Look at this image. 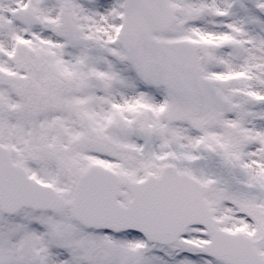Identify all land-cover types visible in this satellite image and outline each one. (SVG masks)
Listing matches in <instances>:
<instances>
[{
  "label": "snow or ice",
  "instance_id": "snow-or-ice-1",
  "mask_svg": "<svg viewBox=\"0 0 264 264\" xmlns=\"http://www.w3.org/2000/svg\"><path fill=\"white\" fill-rule=\"evenodd\" d=\"M0 264H264V0H0Z\"/></svg>",
  "mask_w": 264,
  "mask_h": 264
}]
</instances>
